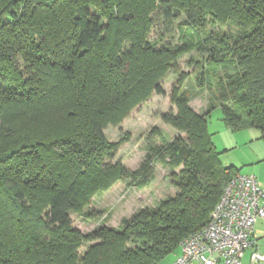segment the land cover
<instances>
[{"label": "trees", "instance_id": "obj_1", "mask_svg": "<svg viewBox=\"0 0 264 264\" xmlns=\"http://www.w3.org/2000/svg\"><path fill=\"white\" fill-rule=\"evenodd\" d=\"M155 16L168 30L182 18L179 30L196 28V39L156 48ZM215 25L233 29L209 31ZM194 48L224 71L214 84L199 80L197 93L213 92L206 111L173 86L176 113L161 119L184 136L167 141L154 127L163 143H148L137 170L106 162L115 145L105 126L162 94L161 79ZM213 101L225 126L254 127L264 139V0H0V264H153L175 252L238 172L223 165L208 131ZM154 163L171 172L173 196L118 228L73 227L70 213L96 191L119 179L143 188ZM87 241L95 243L80 255Z\"/></svg>", "mask_w": 264, "mask_h": 264}, {"label": "rangeland", "instance_id": "obj_2", "mask_svg": "<svg viewBox=\"0 0 264 264\" xmlns=\"http://www.w3.org/2000/svg\"><path fill=\"white\" fill-rule=\"evenodd\" d=\"M154 18L157 20L148 40L155 41L156 48H172L183 40H189L188 36L193 37V40L196 39V28L184 27L179 30L178 23L182 18L174 21L171 30L167 29L160 17ZM211 27L208 26L209 31L215 32L219 27L224 31L233 29L229 25ZM206 55V52L194 48L178 56L175 69H170L160 81L164 90L162 94L152 92L145 99L135 103L120 121L105 126L103 132L106 141L115 145L112 159L106 162L119 161L127 170H137L144 161L148 143L150 141L155 144L163 143L157 133H152L154 127L161 130L163 139L167 141L177 135L184 136L164 122L161 115L170 111L176 113V107L170 100L173 86H179V91L185 89L192 96L189 105L194 111L198 113L206 111L210 99L213 98V92H210V89H202L197 93V90L203 86L199 85V80H203L205 84L207 82L214 84L215 80L224 73L221 66L206 65L204 61ZM181 73L184 76L178 82ZM212 105L208 118V131L216 150L221 152L219 158L223 165L234 166L237 170L252 173L259 179L264 178V159L260 160L259 156L264 155V139L260 137V131L254 127L230 129L222 120V109L219 104L213 101ZM179 169L180 167L176 171ZM171 180V172L160 163H154L152 179L143 188H137L130 179H119L107 189L96 191L80 212L70 213L73 227L82 234H88L101 225L118 228L123 217L131 216L142 207H153L165 197L173 196L177 188L172 185ZM82 212H89L91 215L87 217ZM254 225V232L257 234L255 248L258 252L264 253V218L258 219ZM93 243L95 241L83 242L78 248V253L82 255ZM244 253L250 254V249H246ZM261 262L260 264H264V261Z\"/></svg>", "mask_w": 264, "mask_h": 264}, {"label": "built area", "instance_id": "obj_3", "mask_svg": "<svg viewBox=\"0 0 264 264\" xmlns=\"http://www.w3.org/2000/svg\"><path fill=\"white\" fill-rule=\"evenodd\" d=\"M264 190L251 174L237 172L224 184L208 222L179 242L175 264H241L250 249V264L264 261L255 248L254 224L264 218Z\"/></svg>", "mask_w": 264, "mask_h": 264}, {"label": "crops", "instance_id": "obj_4", "mask_svg": "<svg viewBox=\"0 0 264 264\" xmlns=\"http://www.w3.org/2000/svg\"><path fill=\"white\" fill-rule=\"evenodd\" d=\"M247 128H250V127H247ZM264 154V153H263ZM260 157H261V159L260 160H263L264 159V155H259ZM259 161V160H258ZM238 172H240V173H244V172H242V171H240V170H238ZM250 172V171H249ZM245 174H251V175H253L254 177H255V179H256V181H257V183L261 186V188L264 190V178H258L257 176H255L254 174H252V173H245ZM255 226V225H254ZM253 234L255 235V238H257L256 237V232H254V227H253ZM179 252H180V249H179V247H178V249L175 251V252H173V253H170V254H168V255H166L165 257H163L162 259H160V260H158V261H156L155 263H153V264H175V258H176V256L179 254ZM249 254H247V255H245V253L243 254V257H242V260H241V264H250V261H249V256H248ZM244 257H245V260H244ZM262 263V262H261ZM189 264H197L196 262H191V263H189ZM256 264H260V262H258V263H256Z\"/></svg>", "mask_w": 264, "mask_h": 264}]
</instances>
